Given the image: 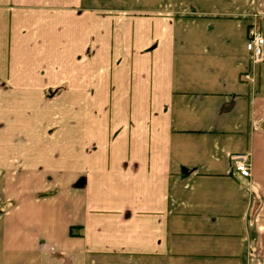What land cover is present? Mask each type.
<instances>
[{
	"label": "crops",
	"instance_id": "0c3cea01",
	"mask_svg": "<svg viewBox=\"0 0 264 264\" xmlns=\"http://www.w3.org/2000/svg\"><path fill=\"white\" fill-rule=\"evenodd\" d=\"M251 26L264 0H0V264H264Z\"/></svg>",
	"mask_w": 264,
	"mask_h": 264
},
{
	"label": "built area",
	"instance_id": "2783aa9c",
	"mask_svg": "<svg viewBox=\"0 0 264 264\" xmlns=\"http://www.w3.org/2000/svg\"><path fill=\"white\" fill-rule=\"evenodd\" d=\"M264 39L261 33L251 26L248 30V37L246 42V49L251 52L252 58L255 62L262 60ZM244 80L249 79V74H243ZM231 168L240 176L248 178L250 172V157L247 153L233 154L230 157Z\"/></svg>",
	"mask_w": 264,
	"mask_h": 264
},
{
	"label": "rangeland",
	"instance_id": "374dc122",
	"mask_svg": "<svg viewBox=\"0 0 264 264\" xmlns=\"http://www.w3.org/2000/svg\"><path fill=\"white\" fill-rule=\"evenodd\" d=\"M103 4H105V3H102V5H103ZM105 5H107V4H105Z\"/></svg>",
	"mask_w": 264,
	"mask_h": 264
}]
</instances>
